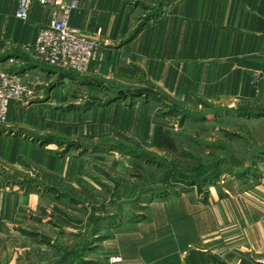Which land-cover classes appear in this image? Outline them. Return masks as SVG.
Segmentation results:
<instances>
[{
	"label": "rangeland",
	"instance_id": "obj_1",
	"mask_svg": "<svg viewBox=\"0 0 264 264\" xmlns=\"http://www.w3.org/2000/svg\"><path fill=\"white\" fill-rule=\"evenodd\" d=\"M86 27L94 55L82 72L43 64L35 43L27 63H0L33 92L0 124V264L143 263L157 231V247L183 261L264 264L263 249L240 257L247 245L195 247L190 227L192 204L206 206L214 186L222 199L264 188V99H182L144 70L117 68L103 29ZM145 224L149 235L134 229Z\"/></svg>",
	"mask_w": 264,
	"mask_h": 264
},
{
	"label": "crops",
	"instance_id": "obj_2",
	"mask_svg": "<svg viewBox=\"0 0 264 264\" xmlns=\"http://www.w3.org/2000/svg\"><path fill=\"white\" fill-rule=\"evenodd\" d=\"M79 1L80 9L71 14L72 26L101 27L103 51L112 53L117 68L144 70L147 77L156 78L154 83L173 85L182 99L189 93L229 107L264 99V0H93V7L92 0ZM17 8L18 0H0V63L12 56L27 63L24 45L34 44L52 18L51 7L35 4L28 20L22 21L16 18ZM256 186L247 193L241 188L228 199L220 198L214 186L206 206L193 203L192 244L210 251L247 245L246 250H236L245 259L250 257L246 251L264 250V188ZM134 227L150 234L147 224ZM160 236L157 231L146 239L156 243V253L143 255V263L127 259L125 264H214L204 253L194 252L184 261L173 249L163 253L157 247L165 238ZM111 256L122 257L113 252Z\"/></svg>",
	"mask_w": 264,
	"mask_h": 264
},
{
	"label": "built area",
	"instance_id": "obj_3",
	"mask_svg": "<svg viewBox=\"0 0 264 264\" xmlns=\"http://www.w3.org/2000/svg\"><path fill=\"white\" fill-rule=\"evenodd\" d=\"M52 8L47 27L40 29L34 44L36 57L43 64L82 72L93 59L94 43L72 27L70 17L77 2L64 0H18L16 18L27 21L33 5ZM33 92L21 76L0 65V124L7 121L13 103L31 101Z\"/></svg>",
	"mask_w": 264,
	"mask_h": 264
}]
</instances>
